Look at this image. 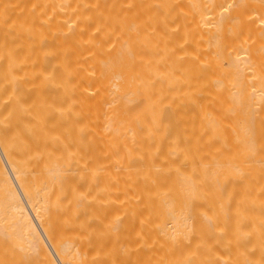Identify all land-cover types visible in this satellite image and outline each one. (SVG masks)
I'll use <instances>...</instances> for the list:
<instances>
[{
	"label": "bare ground",
	"instance_id": "obj_1",
	"mask_svg": "<svg viewBox=\"0 0 264 264\" xmlns=\"http://www.w3.org/2000/svg\"><path fill=\"white\" fill-rule=\"evenodd\" d=\"M0 264H264V0H0Z\"/></svg>",
	"mask_w": 264,
	"mask_h": 264
}]
</instances>
